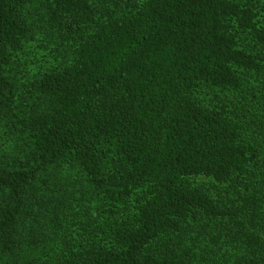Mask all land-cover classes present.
<instances>
[{"label":"trees","instance_id":"1","mask_svg":"<svg viewBox=\"0 0 264 264\" xmlns=\"http://www.w3.org/2000/svg\"><path fill=\"white\" fill-rule=\"evenodd\" d=\"M261 9L0 0L1 255L264 264Z\"/></svg>","mask_w":264,"mask_h":264},{"label":"rangeland","instance_id":"2","mask_svg":"<svg viewBox=\"0 0 264 264\" xmlns=\"http://www.w3.org/2000/svg\"><path fill=\"white\" fill-rule=\"evenodd\" d=\"M237 2H240L241 5L244 4V6L249 5L251 9H253L255 12H259L262 15V9L261 6L264 7V0H236ZM254 1V2H253ZM42 33V34H41ZM29 47L31 49H36L35 51L38 53L40 58L39 62H35L34 66H32V61L30 68H32L34 71L41 70L44 66H46V60H50L51 63H55L56 59L59 58L60 54H58L59 50H57L58 46L55 44H50L46 39H44V34L41 31H38L35 37L29 42ZM35 60V59H34ZM262 98V97H261ZM260 98V99H261ZM256 101L252 102L251 110L252 112H258L259 109H255L254 105L257 104ZM255 103V104H254ZM3 123L0 122V137L3 136L4 128ZM0 264H11L9 261L5 259L4 255H1L0 252Z\"/></svg>","mask_w":264,"mask_h":264}]
</instances>
